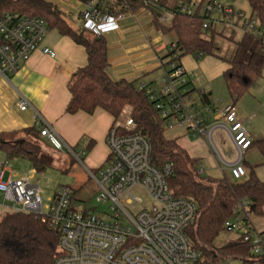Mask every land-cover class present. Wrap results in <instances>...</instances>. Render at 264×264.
I'll use <instances>...</instances> for the list:
<instances>
[{
  "label": "built area",
  "instance_id": "1",
  "mask_svg": "<svg viewBox=\"0 0 264 264\" xmlns=\"http://www.w3.org/2000/svg\"><path fill=\"white\" fill-rule=\"evenodd\" d=\"M82 5L78 17L83 28L100 37L116 29L128 12L107 6L104 0H92ZM177 7L188 15L196 12L205 15L204 29H237L256 37L264 46V26L230 5L218 0H179ZM166 20L164 16L161 18L162 23ZM49 31L41 18L15 12L3 14L0 17V75L16 74ZM175 50V43L167 46V62L159 88L140 84L138 89L152 103L161 126L178 127L191 138H203L216 153L212 133L218 128L224 130L233 145L236 160L225 164L218 154L219 160L227 167L231 182L243 181L247 177L243 157L252 146L246 126L233 104L217 109L213 122L207 123L190 89L192 75L182 67ZM41 53L55 57L54 51L48 48H42ZM202 94L200 90L199 95ZM28 106L26 99L18 101L21 111ZM38 130L40 137L54 150L70 153L81 163L84 151L66 146L41 119ZM106 144L108 156L104 167L86 170L95 185L94 200L97 205L106 206L104 211H97V206L77 205L73 190L65 186L43 205L40 187L32 183L28 175L17 177L7 173L0 160L3 204L11 212L36 216L59 236V255L53 264H233L232 261L264 264V230L259 232L253 226L255 216L249 212V200H239L231 217L223 224L224 232L235 233L236 238L249 246L248 255L220 263H204L200 251L186 234L196 218L197 206L189 198L175 196L167 184L174 164L168 161L160 167L153 165L150 139L143 130H137L132 118L124 123L115 122L107 133ZM198 174H204L201 164ZM135 191L145 195L147 204L142 205Z\"/></svg>",
  "mask_w": 264,
  "mask_h": 264
},
{
  "label": "trees",
  "instance_id": "2",
  "mask_svg": "<svg viewBox=\"0 0 264 264\" xmlns=\"http://www.w3.org/2000/svg\"><path fill=\"white\" fill-rule=\"evenodd\" d=\"M77 1L86 3L92 0ZM104 2L123 12L149 9L155 29L173 34L179 60L188 55L216 56L215 39L221 37L229 41L233 46V54L230 59H222L229 65L222 77L233 103L244 96L262 75L264 46L252 35L243 34L235 40L232 36H224L223 27L204 29L206 16L200 12L192 15L181 12L175 0H164L162 5L150 0ZM246 2L251 11L250 16L264 26V0ZM13 12L43 19L49 30H56L84 49L87 63L77 69L67 83L70 94L65 109L67 114L84 112L92 115L95 110L101 109L113 118L114 124L124 109L130 107L137 130H143L150 139L153 165L160 167L168 161L174 164L173 174L167 184L175 196L189 198L197 206L196 218L186 234L200 251L203 262L220 263L228 258L246 257L249 246L241 238L223 245H217L216 239L224 232V222L231 217L233 207L241 199L251 202L250 213L264 217V182L253 174L241 182H231L225 174L220 178L199 175L200 161L190 157L176 140H167L162 136L160 119L152 103L138 89L137 81H113L109 78L107 46L103 37L84 28H73L59 7L49 0H0V17ZM165 12L171 14L168 24L161 22ZM43 143L46 142L36 128L25 129L18 137L0 135V151L6 158L28 160L35 173L52 164L53 158L40 151L39 145ZM259 147L264 149V137L259 141ZM58 240L59 236L36 216L6 213L0 220V264H53L59 255Z\"/></svg>",
  "mask_w": 264,
  "mask_h": 264
},
{
  "label": "crops",
  "instance_id": "3",
  "mask_svg": "<svg viewBox=\"0 0 264 264\" xmlns=\"http://www.w3.org/2000/svg\"><path fill=\"white\" fill-rule=\"evenodd\" d=\"M49 1L59 7L66 19L80 20L78 13L83 6L81 2L77 0ZM150 1L157 5H162L164 2V0ZM164 17L167 19L165 24H168L171 14L165 12ZM225 32H229L228 36H232L235 40L243 35L241 31L232 28H225ZM235 32H240L241 35L235 37L233 34ZM102 37L107 46V74L111 80H136L138 86L145 84L154 89L159 88L167 62V46L175 43V38L171 33L165 34L155 29L149 9L140 8L135 12H126V17L118 27L106 32ZM42 48L54 51L55 57L42 54ZM208 58L210 57L188 55L180 59L182 67L192 75L190 89L198 100L199 111L210 124L214 120L217 109L229 104L235 106L239 119L246 126L252 139V146L243 157V165L247 171V177L243 181L253 174L264 182V149L259 147V141L264 137V102L258 104L253 100L252 91L236 103H233L229 95L225 98L220 88L216 86V82L222 78L223 72L229 67L222 59L230 58L220 57L222 63L215 65L208 64ZM86 63V54L81 46L68 37L61 36L56 30H50L40 47L16 74L10 77L0 75V135L18 137L25 129L38 130L41 119L53 129L57 138L66 146L84 151L88 168L92 170L103 168L108 156L106 137L113 125V118L101 109L95 110L92 115L84 112L69 115L65 112L70 100L67 83L74 72L84 67ZM200 90L203 91L202 95H199ZM21 98L29 103L24 111L18 108V101ZM183 134H186L185 131L181 132V135ZM214 137L227 141L229 147L235 152L224 130L218 128L212 133V141L218 151ZM191 139L195 140V144L188 147L189 150H184L190 157L198 159L204 167L203 160H206V157L202 149L211 152L212 147L203 138ZM0 153L4 154L1 151ZM221 158L225 164L235 162V160H225L222 156ZM219 167L221 168L220 165ZM6 170L8 172L7 167ZM225 170L223 175L228 176L226 166ZM9 173L19 177L17 173L10 170ZM3 210L7 211L6 213L11 212L0 197V217Z\"/></svg>",
  "mask_w": 264,
  "mask_h": 264
},
{
  "label": "rangeland",
  "instance_id": "4",
  "mask_svg": "<svg viewBox=\"0 0 264 264\" xmlns=\"http://www.w3.org/2000/svg\"><path fill=\"white\" fill-rule=\"evenodd\" d=\"M221 3L232 6L235 10L242 11L245 15H250L251 11L246 0H218ZM179 1H177L178 3ZM68 23L75 29L83 28V23L81 20H69ZM235 37L241 35L240 32H235ZM229 32H225L224 36H228ZM215 44V54L216 56H207L208 64H217L222 63L221 58H230L233 46L232 44L224 38L217 37L214 41ZM186 57V56H185ZM216 86L220 88V91L225 95V98L228 97V92L226 90L225 82L223 77L216 82ZM264 71L262 72L261 77L249 88L248 92L252 91V98L258 104L264 102ZM247 92V93H248ZM246 93V94H247ZM243 97V96H242ZM241 97V98H242ZM240 98V99H241ZM132 109L126 107L119 117L118 122L124 123L127 119L131 118ZM162 136L167 140H176L179 146L183 149H188V147L195 144V140H192L188 135H181L182 129L178 127L167 128L162 126ZM216 148L218 149L217 153L211 149V152L208 150L202 149L203 155L206 157V160H203L204 164V174L203 177L206 178H220L223 176V173L226 172L225 166L220 162L218 154H220L225 160L233 161L236 160V154L229 143L224 139L213 138ZM40 151L50 155L53 160L52 164L46 167L43 171L37 173L32 172V164L28 160L21 158H6V156L0 153V160H2L5 166L12 172L18 174L19 177L29 176L30 181L38 185L41 189V199L43 205L48 203V200L57 192L61 186L69 187L74 192V203L77 205L83 204L87 208H93L97 206V211H104L106 206L97 205L94 197L96 193L95 185L92 180L88 177L86 170H91L88 168L85 161V157H81V163L75 160L70 153L65 151L54 150L49 143L40 144ZM189 150V149H188ZM191 155V153H190ZM221 166V168L219 167ZM17 176V175H16ZM137 197L142 200V205L147 204L145 195L135 191ZM0 197H2L0 195ZM7 211H2V217ZM0 217V218H2ZM1 220V219H0ZM253 226L257 231L264 230V217H253L252 219ZM237 235L235 233L223 232L216 239L217 245H223L230 241L236 239ZM233 264H240L239 261H232Z\"/></svg>",
  "mask_w": 264,
  "mask_h": 264
}]
</instances>
